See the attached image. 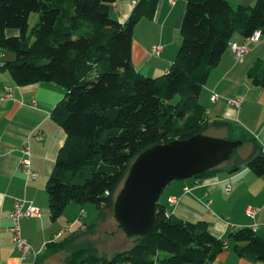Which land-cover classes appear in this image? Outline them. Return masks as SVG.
Returning a JSON list of instances; mask_svg holds the SVG:
<instances>
[{
    "label": "trees",
    "instance_id": "16d2710c",
    "mask_svg": "<svg viewBox=\"0 0 264 264\" xmlns=\"http://www.w3.org/2000/svg\"><path fill=\"white\" fill-rule=\"evenodd\" d=\"M116 2L0 0V51L12 54L3 67L19 85L44 81L66 89L52 111L66 132L46 183L54 221L71 202L94 204L102 219L114 215L116 196L138 154L211 129H224L225 138L240 139L252 151L246 160L233 162L235 150L228 161L195 177L228 165L235 172L244 164L263 176L264 149L258 138L225 119H210L199 100L235 34L247 38L261 30L264 36V0L237 7L228 0H188L177 56L165 74L154 77L137 70L131 51L135 25L144 16L154 17L159 0H139L125 22L111 15ZM35 12L39 16L30 41ZM248 73L255 86L264 87V60ZM177 96L179 101L173 102ZM156 219L152 233L133 236L130 248L107 257L89 246L75 250L69 264H206L215 261L230 239L239 256L264 260V236L251 227H238L222 239L207 221L170 214L161 202ZM68 244L65 236L50 242L49 249Z\"/></svg>",
    "mask_w": 264,
    "mask_h": 264
},
{
    "label": "crops",
    "instance_id": "0c3cea01",
    "mask_svg": "<svg viewBox=\"0 0 264 264\" xmlns=\"http://www.w3.org/2000/svg\"><path fill=\"white\" fill-rule=\"evenodd\" d=\"M187 1L159 0L154 17L144 16L135 25L132 60L143 75L165 74L175 60L182 43L180 23ZM228 1L234 7L257 2ZM134 6V0H117L112 5L111 15L125 22ZM244 41L242 35L235 34L234 42L241 46ZM156 43L162 45L160 56L150 53ZM247 47L249 50L242 58L237 57L231 45L228 47L202 87L199 101L206 107L204 114L207 117L225 119L244 127L258 138L264 149V87L255 86L248 75L259 60H264V36ZM11 56L4 51L0 57V264H65L59 251L49 249V243L99 220L98 217L89 224L79 222L81 217L88 215V204L84 206L78 202L69 203L55 221L52 218L46 183L66 140V132L53 119L52 111L65 97L66 89L44 81L19 85L3 67ZM7 89H11L10 94ZM213 92L220 95L216 101L211 100ZM236 98L243 100L241 106L230 102ZM27 138H30L34 177L28 176L19 160L22 156L20 146ZM245 144L248 149L237 153L233 162L244 161L249 156L252 146ZM242 166L235 172H230L228 165L208 176L174 180L162 192L160 202L170 214L192 221H207L209 229L222 239L228 238L238 227H251L264 236V175L257 176L245 164ZM228 185L231 191L226 190ZM16 198H24L27 206L39 209L38 214L21 219L22 237L33 247V252L25 259H22L9 229L12 224L10 211ZM250 207L258 210L255 216L247 215ZM228 241L229 245L215 261L206 264H264V260L239 256L234 250V242Z\"/></svg>",
    "mask_w": 264,
    "mask_h": 264
},
{
    "label": "water",
    "instance_id": "95a60500",
    "mask_svg": "<svg viewBox=\"0 0 264 264\" xmlns=\"http://www.w3.org/2000/svg\"><path fill=\"white\" fill-rule=\"evenodd\" d=\"M243 145L208 134L155 144L138 154L114 204V217L127 236H147L155 229L158 204L167 185L194 177L228 161Z\"/></svg>",
    "mask_w": 264,
    "mask_h": 264
},
{
    "label": "rangeland",
    "instance_id": "374dc122",
    "mask_svg": "<svg viewBox=\"0 0 264 264\" xmlns=\"http://www.w3.org/2000/svg\"><path fill=\"white\" fill-rule=\"evenodd\" d=\"M38 13H33L30 17V31H29V40H33L32 27L38 20ZM4 52V51H3ZM5 53H10L5 50ZM180 97L177 96L175 101H179ZM208 135L225 138L226 131L224 129H211L208 132ZM248 149L247 145H242L238 148L237 153L246 152ZM79 206V205H78ZM96 206L92 203L87 205L88 215L81 217L79 222L92 223L99 217V212ZM80 209V208H79ZM80 217V216H79ZM78 217V218H79ZM98 222L94 223L93 226H87L81 231H77L75 234H68L69 244L64 249H54V251H59L62 257L60 259L69 264V258L75 250L88 248L93 246L99 249L102 255L107 257L112 256L115 252L119 250H126L130 248L133 243L136 241L135 237H129L126 233L123 232V229L120 227L119 223L112 213L107 214L105 219L98 218ZM69 223V222H68ZM64 264V263H63Z\"/></svg>",
    "mask_w": 264,
    "mask_h": 264
},
{
    "label": "built area",
    "instance_id": "2783aa9c",
    "mask_svg": "<svg viewBox=\"0 0 264 264\" xmlns=\"http://www.w3.org/2000/svg\"><path fill=\"white\" fill-rule=\"evenodd\" d=\"M139 0H134V3L136 4ZM172 3H175L176 0H170ZM261 30H256L252 35L249 37L245 38V41L243 44H238L237 42H232L231 43V48L235 51L236 55L238 58H242L245 53L248 52L250 42L258 40L262 35L260 34ZM162 50V45L159 43L153 44L151 47L150 53L155 56H160ZM3 56V51H0V57ZM11 89H7V93L10 94ZM220 98V95L216 92H213L211 96V100L216 101L217 99ZM2 98H0L1 102ZM230 102L236 104L237 106H241L243 100L240 98H236L234 100H231ZM40 138V137H39ZM0 143H1V138H0ZM30 138H27L26 141L22 144L21 151H22V156L19 159L21 163V168L28 174V176H35L36 173L32 172L31 170V148H30ZM231 186L228 185L227 189L228 191H231ZM172 201H175L174 198L171 199ZM256 208H248L247 215L250 216H255L257 213ZM39 213V209L33 205H26V200L24 198H16L15 199V205L13 210L10 211V217L12 219V224L9 227L13 240L15 242V245L17 249L21 252V257L22 259H25L28 257L29 254L33 252V247L30 243V241L24 237H22V232H21V219L26 216H31V215H36Z\"/></svg>",
    "mask_w": 264,
    "mask_h": 264
}]
</instances>
